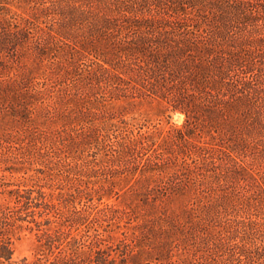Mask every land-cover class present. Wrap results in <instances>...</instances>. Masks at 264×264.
<instances>
[{
  "label": "trees",
  "instance_id": "obj_1",
  "mask_svg": "<svg viewBox=\"0 0 264 264\" xmlns=\"http://www.w3.org/2000/svg\"><path fill=\"white\" fill-rule=\"evenodd\" d=\"M0 172V264H264V0H0Z\"/></svg>",
  "mask_w": 264,
  "mask_h": 264
},
{
  "label": "rangeland",
  "instance_id": "obj_2",
  "mask_svg": "<svg viewBox=\"0 0 264 264\" xmlns=\"http://www.w3.org/2000/svg\"><path fill=\"white\" fill-rule=\"evenodd\" d=\"M156 105H145L142 107L141 111L145 112L144 115L149 119L152 125H157L160 128H168L170 125H181L184 121V115L180 112H167L164 115H158ZM167 114H170L171 117H167ZM27 173H17L12 178L16 182L19 181V178L30 175H39L42 176L46 173V169L38 164H27L26 170ZM1 175V172H0ZM8 175V174H7ZM8 178L10 176L8 175ZM57 192V190H56ZM114 201L115 197L113 198ZM37 220L41 221V226H37L34 222L29 223L32 229H26L20 233L18 237L14 239L13 247L14 253L13 258L20 261L22 258L27 257L29 259H35L37 256H45L46 250H44V239L41 237L43 230L46 225L44 224V216H37ZM41 228V229H40Z\"/></svg>",
  "mask_w": 264,
  "mask_h": 264
}]
</instances>
